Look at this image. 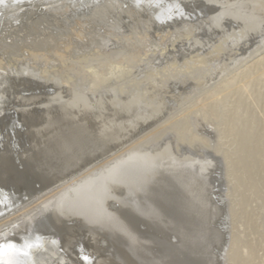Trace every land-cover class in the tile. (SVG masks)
Masks as SVG:
<instances>
[{
	"label": "rangeland",
	"instance_id": "rangeland-1",
	"mask_svg": "<svg viewBox=\"0 0 264 264\" xmlns=\"http://www.w3.org/2000/svg\"><path fill=\"white\" fill-rule=\"evenodd\" d=\"M17 1L0 0V175L57 179L24 204L96 199L94 220H56L51 264H264V0L162 21L135 0Z\"/></svg>",
	"mask_w": 264,
	"mask_h": 264
},
{
	"label": "bare ground",
	"instance_id": "bare-ground-1",
	"mask_svg": "<svg viewBox=\"0 0 264 264\" xmlns=\"http://www.w3.org/2000/svg\"><path fill=\"white\" fill-rule=\"evenodd\" d=\"M6 1V0H2ZM17 1V0H15ZM46 1V0H45ZM133 1V0H132ZM18 2V1H17ZM98 2V0H97ZM136 7L143 5L148 6L155 11V18L158 21L170 19L174 16H183L187 12V6L184 2L180 3L178 0H135ZM132 2V3H135ZM239 3V2H238ZM118 6L122 5L121 1H117ZM207 4V3H206ZM100 5V4H98ZM237 5V4H235ZM4 6V5H3ZM102 6V4H101ZM193 6V5H192ZM106 7V6H105ZM103 6V8H105ZM194 7V6H193ZM200 7L203 8L201 5ZM126 8V7H125ZM131 8V7H130ZM139 9V8H137ZM133 10V9H132ZM84 15H87L83 13ZM113 16V15H112ZM123 16V15H122ZM133 16V15H132ZM95 20L107 21L103 13H94L91 16ZM126 19V18H125ZM111 20V19H110ZM127 20V19H126ZM117 21H115L116 23ZM112 23V22H111ZM120 24V22H118ZM143 23V21H142ZM147 25V24H146ZM115 26V24L111 25ZM127 26V25H126ZM161 26V25H160ZM207 26V25H206ZM99 27V26H98ZM146 27V26H145ZM84 28V27H83ZM122 28V27H121ZM74 29V28H73ZM129 30V29H128ZM209 30V29H208ZM124 31V30H123ZM135 31V30H134ZM145 31V30H144ZM174 31V30H173ZM88 32V31H86ZM147 32V31H146ZM149 32V31H148ZM152 32V31H151ZM161 32V31H159ZM235 32V31H234ZM113 33V32H112ZM134 33V32H133ZM163 33V32H162ZM165 33V31H164ZM166 34V33H165ZM98 35V34H97ZM138 35V34H137ZM192 35V34H191ZM247 35V34H246ZM70 36V35H69ZM117 36V35H116ZM228 36V35H227ZM248 36V35H247ZM138 37V36H137ZM153 37V36H152ZM172 37V36H171ZM235 37V36H234ZM256 37V36H255ZM71 38V37H70ZM109 38V37H108ZM78 39V38H77ZM127 39V38H126ZM125 39V40H126ZM84 40V39H83ZM117 40V39H116ZM124 40V39H123ZM136 40V39H135ZM139 40V39H138ZM226 40V39H225ZM247 40V39H246ZM77 41V40H76ZM122 41V40H121ZM120 41V42H121ZM204 41V40H203ZM206 41V40H205ZM204 41V42H205ZM222 41V40H221ZM132 42V41H131ZM149 42V41H148ZM175 42V41H173ZM65 43V42H64ZM159 43V42H158ZM203 43V42H202ZM221 43V42H220ZM225 43V42H224ZM2 44V43H1ZM5 44V43H4ZM132 44V43H131ZM162 44V43H160ZM164 44V43H163ZM212 44V43H211ZM169 45V44H168ZM105 46V45H104ZM83 47V46H82ZM142 47V46H141ZM161 47V46H160ZM204 47V46H203ZM209 47V46H208ZM191 48V47H190ZM198 48V47H197ZM139 49V48H138ZM142 49V48H141ZM53 50V49H52ZM159 50V49H158ZM238 50V49H237ZM87 51V50H86ZM150 51V50H149ZM215 51V50H214ZM213 51V52H214ZM143 52V51H142ZM180 52V51H179ZM154 53V51H153ZM159 53V52H158ZM164 53V52H162ZM204 53V52H203ZM146 54V53H145ZM144 54V55H145ZM206 54V53H205ZM232 54V53H231ZM95 55V54H94ZM121 55V54H120ZM147 56V55H146ZM153 56V55H152ZM137 57V56H136ZM143 57V56H142ZM64 58V57H63ZM80 58V57H79ZM95 58V57H94ZM149 58V57H148ZM84 61L85 57L80 58ZM65 60V59H64ZM141 60V58H140ZM232 60V59H231ZM91 61V60H90ZM99 61V60H98ZM164 61V60H163ZM167 61V60H166ZM229 61V60H228ZM118 62V61H117ZM169 62V61H168ZM21 63V62H20ZM119 63V62H118ZM91 64V63H90ZM99 64V63H98ZM124 64V63H123ZM162 64V63H161ZM12 66V65H11ZM86 66V65H85ZM155 66V65H154ZM157 66V64H156ZM186 66V65H185ZM224 66V65H223ZM159 67V66H158ZM211 68V67H210ZM80 69V68H79ZM212 69V68H211ZM154 70V69H153ZM10 71V70H9ZM202 71V70H201ZM53 72V71H52ZM149 72V71H148ZM157 74V72H155ZM168 73V72H167ZM13 75V74H12ZM60 76V75H59ZM32 77H36L33 75ZM58 77V76H57ZM211 77V76H210ZM17 78V77H16ZM39 78V77H38ZM35 80V78H33ZM37 80V79H36ZM48 80V78H47ZM134 80V79H133ZM136 80V79H135ZM40 81L41 78H40ZM57 81V80H56ZM54 81L56 84L57 82ZM130 81V80H129ZM196 81V80H195ZM200 81V80H199ZM46 82V81H45ZM129 83V82H128ZM133 83V82H132ZM59 84V83H58ZM79 84V83H78ZM77 84V85H78ZM200 84V83H199ZM53 86V85H52ZM192 87V86H191ZM132 88V87H131ZM163 143V142H162ZM182 151V150H181ZM120 152V151H119ZM122 152V151H121ZM17 154V153H16ZM121 155V154H120ZM114 156V155H112ZM111 156V157H112ZM116 156V154H115ZM119 156V155H118ZM134 156V155H133ZM110 157V156H109ZM209 159V158H208ZM108 161V160H107ZM129 161V160H128ZM139 161V160H138ZM101 162V161H100ZM104 162V161H103ZM146 162V161H145ZM102 163V162H101ZM124 163V162H123ZM116 165V164H115ZM118 165V164H117ZM96 166V165H95ZM131 166V165H129ZM94 167V165H93ZM149 167V165H148ZM92 168V167H91ZM95 168V167H94ZM98 168V167H97ZM146 168V167H144ZM216 168V167H215ZM150 169V168H149ZM96 170V169H95ZM92 171V170H91ZM128 171V170H127ZM147 171V170H146ZM132 172V171H131ZM143 173V172H141ZM144 174V173H143ZM129 175V174H128ZM139 175V174H138ZM150 175V174H149ZM141 176V175H140ZM135 180V178H134ZM137 180V179H136ZM140 180V179H139ZM146 180V179H144ZM128 181V179L126 180ZM142 181V180H141ZM65 185V184H64ZM32 187V183L25 185L18 189V191L27 190ZM58 188V187H57ZM58 190V189H56ZM62 190V189H61ZM210 190V189H209ZM52 190L51 192H53ZM45 193V192H44ZM60 193V192H59ZM51 194V193H50ZM23 195V194H22ZM45 195V194H44ZM43 195V196H44ZM46 195H49V193ZM15 192H1L0 191V212L7 210L6 214L0 216V263L4 264H51L53 257L58 254L55 246L58 245L62 239L59 226L56 220H63L66 215L72 210L80 211L81 213L88 212L87 207H90L91 215L86 216L87 222L94 220L92 206L95 205L96 199L86 205L85 201L80 198L79 200L68 201L65 208L55 211L53 200L51 197L39 201V197L34 202L24 204L25 199L20 198ZM55 197V195L53 196ZM58 197V196H57ZM209 198V197H208ZM55 199V198H54ZM65 199V198H64ZM22 202V203H21ZM57 202V201H55ZM91 202V204H90ZM62 203V202H61ZM64 203V202H63ZM20 205L17 206L16 205ZM60 205V203H58ZM98 204V202H97ZM64 205V204H63ZM92 205V206H91ZM13 206L15 210L8 211ZM62 207V206H61ZM95 207V206H94ZM82 210V211H81ZM148 210V209H147ZM174 211V210H173ZM172 222L177 223L175 216L180 213L177 209ZM76 214V213H75ZM96 215V214H95ZM69 216V215H68ZM148 216V215H147ZM69 219V218H68ZM171 226V225H170ZM223 229V222L221 223ZM61 243V242H60ZM83 255V254H82ZM78 256V255H77ZM88 256V255H87ZM264 257V256H263Z\"/></svg>",
	"mask_w": 264,
	"mask_h": 264
},
{
	"label": "water",
	"instance_id": "water-1",
	"mask_svg": "<svg viewBox=\"0 0 264 264\" xmlns=\"http://www.w3.org/2000/svg\"><path fill=\"white\" fill-rule=\"evenodd\" d=\"M181 1H183L185 3L187 2L186 0H181ZM189 5L190 4L188 3V6ZM208 7L206 5H204V7L202 8V11L210 10V7L209 8ZM22 81L25 83L31 84L33 86L34 91H36V92L37 91H43L44 93H50L52 91L50 86H48V87L40 86V84H39L40 82L30 80L28 78H22ZM7 120L10 121V124L7 123L8 121L6 122L5 131H7L9 133H13L16 129L22 128V126H23L21 114H19L17 112H12ZM21 144H23V146L26 144L25 138H24V140L21 141ZM27 162H29V161L19 156L16 159L13 158L12 165H13V168L15 171H25V170H27ZM30 181L33 184L32 187L27 188V190L24 192H19L18 187L13 182L6 183L3 180L2 175H0V187L5 188V191L22 193L23 195L21 194L20 198L22 197L23 199L31 197V196L37 194V192H39V190H42V189L48 187L49 185L56 183L57 179H53V180L35 179V180H30ZM17 206H18V204L16 205V207ZM16 207L13 206L8 211L15 210ZM6 212H7V210L0 212V216L2 214H5ZM0 264H4V263H0Z\"/></svg>",
	"mask_w": 264,
	"mask_h": 264
}]
</instances>
